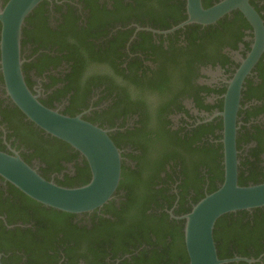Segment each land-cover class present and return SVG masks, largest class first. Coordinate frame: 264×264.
Returning a JSON list of instances; mask_svg holds the SVG:
<instances>
[{"label":"flooded vegetation","instance_id":"obj_1","mask_svg":"<svg viewBox=\"0 0 264 264\" xmlns=\"http://www.w3.org/2000/svg\"><path fill=\"white\" fill-rule=\"evenodd\" d=\"M8 1L0 0V10ZM221 1L201 0V6ZM248 2L263 35L264 0ZM187 20V0H50L25 19L20 61L26 87L44 107L105 130L120 151L121 175L112 199L85 214L44 207L0 177L2 264H148L162 246L155 232L182 222L177 218L218 188L224 174L222 115L259 37L239 10L208 25H184ZM259 43L234 120L238 185L251 176L264 180ZM0 151L19 155L63 188L91 179L77 151L45 134L13 104L1 67ZM245 212L244 224L253 226V212ZM245 245L226 247L225 254L248 260L233 264H264V231Z\"/></svg>","mask_w":264,"mask_h":264},{"label":"water","instance_id":"obj_2","mask_svg":"<svg viewBox=\"0 0 264 264\" xmlns=\"http://www.w3.org/2000/svg\"><path fill=\"white\" fill-rule=\"evenodd\" d=\"M50 0H9L0 10V67L7 95L19 111L45 134L60 140L77 151L87 162L90 181L77 188H63L43 179L19 155L0 151V177L26 197L53 210L68 214H85L102 208L113 197L121 175L120 151L108 133L80 116L69 117L40 104L25 85L21 72L20 39L25 19L42 2ZM249 0H222L203 9L201 0H187L184 25L213 24L233 10H239L255 28L259 37L255 51L248 57L230 89L224 113L223 182L206 195L191 211L177 219L184 221V245L188 264H230L247 261L242 258L219 260L213 238L219 218L239 211L264 208V182L239 186L238 161L234 124L240 85L257 61L263 35L258 34L260 20L249 5ZM258 49V50H257ZM0 264L2 262L0 261Z\"/></svg>","mask_w":264,"mask_h":264},{"label":"trees","instance_id":"obj_3","mask_svg":"<svg viewBox=\"0 0 264 264\" xmlns=\"http://www.w3.org/2000/svg\"><path fill=\"white\" fill-rule=\"evenodd\" d=\"M163 2V0H158ZM36 156L45 158L35 149ZM56 157L60 156L56 152ZM224 176V174H223ZM248 179H240L239 186H248V181H252L254 185L263 183L264 180H259L256 176L248 177ZM223 182V177L220 183ZM217 188L212 189L208 194L214 192ZM199 200L195 204H197ZM254 224L253 226L247 224V227L242 217L246 214L245 211H239L233 214H227L219 218L215 224L213 231V238L216 245L217 255L219 260L232 259L230 255L225 254L226 247H233L240 249L242 244H254L258 240L260 234L264 231V208L253 210ZM261 217V218H260ZM163 223V220H162ZM251 226V227H250ZM184 221L172 223V227H166L163 232H155V238L162 246L157 250H153V256L148 264H175L173 262L181 261V264H188V257L184 245ZM168 237V238H167ZM167 239L169 241H167ZM246 246V245H245ZM233 264V263H232Z\"/></svg>","mask_w":264,"mask_h":264}]
</instances>
